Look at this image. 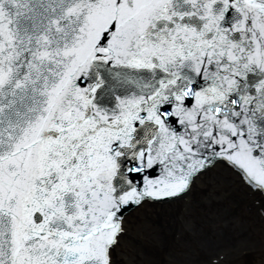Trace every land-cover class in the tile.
<instances>
[{
  "label": "snow or ice",
  "instance_id": "6c2138e0",
  "mask_svg": "<svg viewBox=\"0 0 264 264\" xmlns=\"http://www.w3.org/2000/svg\"><path fill=\"white\" fill-rule=\"evenodd\" d=\"M0 264H264V0H0Z\"/></svg>",
  "mask_w": 264,
  "mask_h": 264
},
{
  "label": "rangeland",
  "instance_id": "374dc122",
  "mask_svg": "<svg viewBox=\"0 0 264 264\" xmlns=\"http://www.w3.org/2000/svg\"><path fill=\"white\" fill-rule=\"evenodd\" d=\"M210 191V194H212V195H215V192L213 191V190H209ZM227 203H229V201H227V200H217V201H214V204L216 205V206H218V207H223L225 204H227ZM199 207V206H198ZM189 215H191V214H189ZM194 220H196V224H200L201 225V227H208L209 225H208V222L207 221H203V220H201L200 218H199V216H197V218H195ZM190 231V230H189ZM194 238L196 239V243L198 244L199 243V239H198V237H195L194 236ZM182 240H183V237H182ZM181 240V241H182ZM181 247H183V248H185V249H187V248H189V247H192V244L191 243H183V244H181L180 245Z\"/></svg>",
  "mask_w": 264,
  "mask_h": 264
},
{
  "label": "bare ground",
  "instance_id": "6f19581e",
  "mask_svg": "<svg viewBox=\"0 0 264 264\" xmlns=\"http://www.w3.org/2000/svg\"><path fill=\"white\" fill-rule=\"evenodd\" d=\"M193 224H195V225H197V226H200L201 227V225L198 223V224H196V220H193ZM190 229H185V231H189ZM195 236V235H194ZM182 237L183 236H181L179 239H178V244H179V246L181 245V244H183V240H182ZM182 240V241H181Z\"/></svg>",
  "mask_w": 264,
  "mask_h": 264
}]
</instances>
